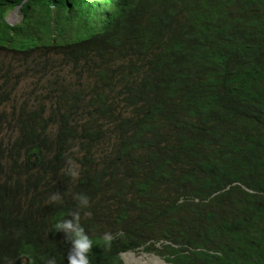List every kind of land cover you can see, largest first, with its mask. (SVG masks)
<instances>
[{"label":"trees","instance_id":"16d2710c","mask_svg":"<svg viewBox=\"0 0 264 264\" xmlns=\"http://www.w3.org/2000/svg\"><path fill=\"white\" fill-rule=\"evenodd\" d=\"M5 48L77 84L0 112V264H68L77 194L91 264H264V0H0Z\"/></svg>","mask_w":264,"mask_h":264},{"label":"rangeland","instance_id":"374dc122","mask_svg":"<svg viewBox=\"0 0 264 264\" xmlns=\"http://www.w3.org/2000/svg\"><path fill=\"white\" fill-rule=\"evenodd\" d=\"M4 19L10 25L19 22L21 17L18 7L8 9ZM11 45L13 48H16V38L13 39ZM41 50L43 53L45 52V50ZM57 50L59 49H49V52L46 54L49 56L45 57L39 49L28 53L30 54L29 56L23 52H14L6 48L0 49V112H4L5 115H10V111H12L11 107H15L17 111L22 107L23 103L30 107H36L40 104L48 110L49 107L54 105V102L50 100V103L43 97L47 93L49 95V89L47 87L48 79H52L56 74L62 75L64 78L67 77L69 80L70 78H75L76 81L71 83L72 85L77 84V78L68 73L70 71V65L68 63H64V61L58 63V67L61 70L59 73L56 69L51 70L50 59H59L60 57V55H56ZM45 58L49 60L39 66V72L33 74L31 72L32 65L35 63L40 64ZM36 68L37 66L34 69ZM44 86L47 89L39 90ZM1 115L0 118L2 117ZM159 224L166 225V220H161ZM122 258L125 264H168L156 253L144 252L142 249L127 252L122 255Z\"/></svg>","mask_w":264,"mask_h":264},{"label":"clouds","instance_id":"9594fccd","mask_svg":"<svg viewBox=\"0 0 264 264\" xmlns=\"http://www.w3.org/2000/svg\"><path fill=\"white\" fill-rule=\"evenodd\" d=\"M67 170L71 176H78V173L71 167ZM75 199L78 201V208L75 211L68 213L69 218H65L57 222L55 225V231L62 232L65 240L71 244V248L69 249L67 256L68 264H91L89 254L92 252L94 241L80 222L81 210L89 207V197L84 194H77ZM49 200L55 203H62L63 194L53 192L49 196ZM84 215L90 217L91 213L85 211ZM124 235L125 234L122 230L117 231L116 233L106 231L100 236V241L102 242L105 250H110L112 243ZM47 264H55V258L49 259Z\"/></svg>","mask_w":264,"mask_h":264}]
</instances>
